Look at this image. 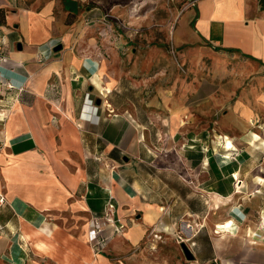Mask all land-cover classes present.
<instances>
[{"label":"crops","instance_id":"obj_1","mask_svg":"<svg viewBox=\"0 0 264 264\" xmlns=\"http://www.w3.org/2000/svg\"><path fill=\"white\" fill-rule=\"evenodd\" d=\"M79 1L0 0V264H109L113 244H137L163 223L173 231L182 227L192 243L207 238L216 254L224 252L225 237L239 236L246 226L258 229L257 240L246 237L247 251L264 245L258 228L264 226V173L247 167L264 151V9L257 0H195L173 29V47L193 58V83L201 77L196 54L210 49L227 59L213 62L210 78H203V85H228L219 88L226 92L222 98L206 91L198 99L203 108L195 109L194 90L183 108L176 88L171 90V132L187 113L221 112L213 129L212 122L203 129L234 142L230 149L227 138H219L218 153L208 148L197 194L160 169L158 158L152 161L131 90H122L108 66L116 50L90 37L96 28L80 20L83 14L78 17ZM60 3L63 21L56 17ZM168 91L163 95L170 96ZM111 205L117 224L125 227L116 232L109 224L97 247L89 240L90 224ZM79 246L87 249L85 256ZM256 251L250 263L264 264V247Z\"/></svg>","mask_w":264,"mask_h":264},{"label":"rangeland","instance_id":"obj_2","mask_svg":"<svg viewBox=\"0 0 264 264\" xmlns=\"http://www.w3.org/2000/svg\"><path fill=\"white\" fill-rule=\"evenodd\" d=\"M194 2L195 0H80L76 2V6L78 7V17L81 18L83 14L80 20L96 28V32L90 37H96L97 44L108 45L116 50L115 58L110 59L108 66L110 72L114 71L117 75L122 90V86L131 90L127 94L131 97L132 111L141 115L139 118L144 123L146 141L152 148V161L154 162L158 158L160 169L163 167L165 171L170 170L169 172L178 176L199 194L198 190L203 188V178L205 171L207 172L203 167L200 168V162L207 155L208 148H213V152L220 151L214 148L215 140L218 142L219 138L223 140L228 136L219 137L217 134L206 132L203 129L208 125V131L210 122H212L211 129H213L221 112H217L212 117H191L190 113H187L189 111H186L187 114L183 116L184 122L179 125L177 131L171 132L169 122L172 112L171 90L173 87L176 88L175 95L181 98L179 104L183 108L188 107L192 102L189 99L195 90V109H197L203 108L202 101L198 102L203 93L211 91V96L222 98L226 92L220 91V89H226L228 85L212 84L210 80L208 82L213 86L210 83L203 85V78H210V66L213 62H225L227 61L225 57L210 49L204 51L200 56L196 54V57H200L196 61V75L200 72L201 77L196 80L197 83H193L194 73L190 67L193 58L189 59L187 52L184 54L182 50L173 47L172 33L177 20L194 6ZM62 3L57 7L56 17L63 21L65 6ZM257 4L262 10L261 0H257ZM62 11L63 13H60ZM166 50L168 52H165ZM129 82L137 84L141 82V87L133 86L131 88L127 86ZM163 89L169 90L170 104H168V97L162 93ZM115 93L113 94L115 98L120 100L118 94ZM122 106L119 110L123 109ZM209 107L215 108V102H211ZM129 109L128 107V111H131ZM188 123L191 126L188 127ZM190 138H194L193 142H196V145L190 146L193 145ZM235 157V154L229 155L231 159ZM255 157L253 166L248 165L247 167H253L252 173H264V151H258ZM192 159L196 161L194 166H192L194 161ZM257 218L258 216H253V219ZM258 228L264 233V226L260 227L259 225ZM181 229L182 227L178 230L174 227L173 231L171 227L170 231H165L159 229L158 224H155L149 228L144 238L137 244H124L117 247L116 244H113L106 255L109 264H204L202 261L207 255H213L212 257L216 259L212 258L206 264H223V259L233 261L235 264H251L250 258H255L258 253L256 250L264 247V245H253L252 251H247L246 237L251 240L255 239L258 233L257 228L255 231H251L246 226V230L237 237L230 233L231 237L227 236L222 241L224 252L221 254H219L220 251L216 254V251L209 247L207 238L201 237L204 241L192 243V240L184 235ZM262 233L260 232L261 235H263ZM212 234L215 237L214 232ZM183 243L189 246L195 254V259L190 260L186 257L182 247ZM227 249L229 253L226 252ZM86 250L79 246V251L83 253V256L87 254ZM98 252V250L92 252L93 259L98 258L100 254ZM86 264L91 263L87 262Z\"/></svg>","mask_w":264,"mask_h":264},{"label":"built area","instance_id":"obj_3","mask_svg":"<svg viewBox=\"0 0 264 264\" xmlns=\"http://www.w3.org/2000/svg\"><path fill=\"white\" fill-rule=\"evenodd\" d=\"M4 200V196L1 195L0 204H2ZM113 209V205H111L108 212H106L103 216L94 218L90 224L89 240L97 247H100L104 244L105 239L102 237V232L109 224L115 225L116 232L123 231V228L125 227L124 224H117L116 214Z\"/></svg>","mask_w":264,"mask_h":264},{"label":"bare ground","instance_id":"obj_4","mask_svg":"<svg viewBox=\"0 0 264 264\" xmlns=\"http://www.w3.org/2000/svg\"><path fill=\"white\" fill-rule=\"evenodd\" d=\"M257 138H260V136L259 135H257L256 136ZM224 138H225V136H224ZM261 139V138H260ZM233 143L234 142H232L231 141V139L229 138V137H227V142H226V147H228V148H230V149H232L233 148ZM259 143V142H258ZM225 155V154H224ZM229 156V155H228ZM223 226H229V223H225V224H223ZM159 227V229H161V230H165V231H170V226L168 225V224H166V223H163L161 226H158Z\"/></svg>","mask_w":264,"mask_h":264},{"label":"water","instance_id":"obj_5","mask_svg":"<svg viewBox=\"0 0 264 264\" xmlns=\"http://www.w3.org/2000/svg\"><path fill=\"white\" fill-rule=\"evenodd\" d=\"M62 48V44L58 45L56 47V49H61ZM184 253L186 255V257L190 260L195 259V254L192 252V250L189 248V246L185 243L182 244Z\"/></svg>","mask_w":264,"mask_h":264},{"label":"trees","instance_id":"obj_6","mask_svg":"<svg viewBox=\"0 0 264 264\" xmlns=\"http://www.w3.org/2000/svg\"><path fill=\"white\" fill-rule=\"evenodd\" d=\"M261 9H264V0H261Z\"/></svg>","mask_w":264,"mask_h":264}]
</instances>
